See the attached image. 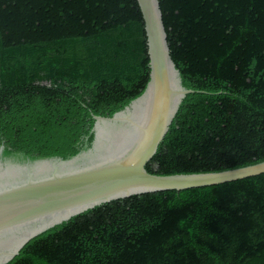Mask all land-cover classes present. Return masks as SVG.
<instances>
[{
	"label": "trees",
	"instance_id": "trees-1",
	"mask_svg": "<svg viewBox=\"0 0 264 264\" xmlns=\"http://www.w3.org/2000/svg\"><path fill=\"white\" fill-rule=\"evenodd\" d=\"M180 86L145 170L197 174L264 161V0H158ZM136 0H0V162L70 160L93 116L128 108L149 79ZM5 264H264V173L101 204Z\"/></svg>",
	"mask_w": 264,
	"mask_h": 264
},
{
	"label": "water",
	"instance_id": "water-1",
	"mask_svg": "<svg viewBox=\"0 0 264 264\" xmlns=\"http://www.w3.org/2000/svg\"><path fill=\"white\" fill-rule=\"evenodd\" d=\"M149 58L143 93L112 117L93 116L96 140L81 157L32 164L0 162V264L38 235L101 204L133 195L185 190L264 173V161L219 172L155 175L145 165L155 155L181 100L158 0H136Z\"/></svg>",
	"mask_w": 264,
	"mask_h": 264
}]
</instances>
